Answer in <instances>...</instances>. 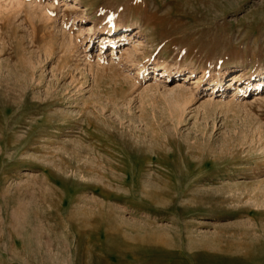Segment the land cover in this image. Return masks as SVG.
<instances>
[{
    "label": "rangeland",
    "instance_id": "obj_1",
    "mask_svg": "<svg viewBox=\"0 0 264 264\" xmlns=\"http://www.w3.org/2000/svg\"><path fill=\"white\" fill-rule=\"evenodd\" d=\"M261 75L264 0H0V264H264Z\"/></svg>",
    "mask_w": 264,
    "mask_h": 264
},
{
    "label": "bare ground",
    "instance_id": "obj_2",
    "mask_svg": "<svg viewBox=\"0 0 264 264\" xmlns=\"http://www.w3.org/2000/svg\"><path fill=\"white\" fill-rule=\"evenodd\" d=\"M113 32H114V30L107 31V33H113ZM175 72H176V71H175ZM176 74H178V73H176ZM262 76H264V75H261V77H262ZM261 77H260V78H261Z\"/></svg>",
    "mask_w": 264,
    "mask_h": 264
}]
</instances>
